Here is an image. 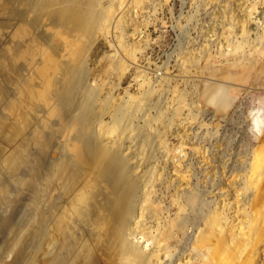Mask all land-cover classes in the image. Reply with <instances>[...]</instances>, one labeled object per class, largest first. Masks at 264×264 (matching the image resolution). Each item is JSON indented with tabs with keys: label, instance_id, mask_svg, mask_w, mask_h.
<instances>
[{
	"label": "rangeland",
	"instance_id": "rangeland-1",
	"mask_svg": "<svg viewBox=\"0 0 264 264\" xmlns=\"http://www.w3.org/2000/svg\"><path fill=\"white\" fill-rule=\"evenodd\" d=\"M110 5L81 2L78 10ZM108 15L92 14V30L63 39L91 55L76 117L87 116L104 145L152 176L134 244L148 251L159 244L160 264H264V0H116ZM7 102H0V132L12 133L23 122ZM55 129V148L75 138ZM7 130L1 186L12 182L4 162L11 150L40 158ZM3 136L14 137L16 152ZM24 208L5 216L22 218L30 227L22 238H32L40 217L33 225Z\"/></svg>",
	"mask_w": 264,
	"mask_h": 264
},
{
	"label": "bare ground",
	"instance_id": "bare-ground-1",
	"mask_svg": "<svg viewBox=\"0 0 264 264\" xmlns=\"http://www.w3.org/2000/svg\"><path fill=\"white\" fill-rule=\"evenodd\" d=\"M109 1V7L95 12L100 20L111 17L116 0ZM81 2L100 8L105 0H0V102L9 100L7 107L23 122L20 126L14 120V133L5 129L0 134L7 130L19 136L17 143L34 145L40 152V158H32L11 150L4 161L5 146H0L12 178V187L0 184V264H9L11 258L12 264H160L159 244L148 251L133 241L134 228L151 205V174L134 169L119 149L104 145L103 137L86 124L88 117L74 112L91 55L73 48V37L64 40L63 34L93 29L95 13L79 11ZM4 81L14 87L16 98ZM59 126L75 136L68 137L64 148H55L49 137ZM99 176L106 182L99 184ZM97 185L100 189L93 191ZM33 204L38 212H30ZM19 205L33 225L40 217L32 238H22L30 228L22 218L5 216Z\"/></svg>",
	"mask_w": 264,
	"mask_h": 264
}]
</instances>
